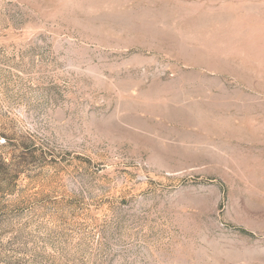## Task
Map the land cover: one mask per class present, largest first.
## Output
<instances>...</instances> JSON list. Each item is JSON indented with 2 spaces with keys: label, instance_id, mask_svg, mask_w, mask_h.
<instances>
[{
  "label": "rangeland",
  "instance_id": "rangeland-1",
  "mask_svg": "<svg viewBox=\"0 0 264 264\" xmlns=\"http://www.w3.org/2000/svg\"><path fill=\"white\" fill-rule=\"evenodd\" d=\"M0 264H264V0H0Z\"/></svg>",
  "mask_w": 264,
  "mask_h": 264
}]
</instances>
